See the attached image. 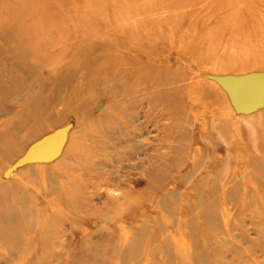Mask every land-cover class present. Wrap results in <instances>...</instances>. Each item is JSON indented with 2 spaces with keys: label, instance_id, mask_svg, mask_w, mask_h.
I'll list each match as a JSON object with an SVG mask.
<instances>
[{
  "label": "rangeland",
  "instance_id": "374dc122",
  "mask_svg": "<svg viewBox=\"0 0 264 264\" xmlns=\"http://www.w3.org/2000/svg\"><path fill=\"white\" fill-rule=\"evenodd\" d=\"M11 29L28 55L0 38V140L55 97L88 108L25 162L72 133L71 167L12 176L24 233L0 236V264H264V99L246 109L206 76L264 74V0H0ZM32 64L65 83L41 93Z\"/></svg>",
  "mask_w": 264,
  "mask_h": 264
},
{
  "label": "bare ground",
  "instance_id": "6f19581e",
  "mask_svg": "<svg viewBox=\"0 0 264 264\" xmlns=\"http://www.w3.org/2000/svg\"><path fill=\"white\" fill-rule=\"evenodd\" d=\"M0 38H1V41L5 45L10 46V47L16 46L15 50L21 51L20 58H26V55H28L27 53L28 51L25 46H22V45L17 46L15 44L12 38V29L9 32L8 31L0 32ZM81 61H78L76 58L74 60V66L84 65L86 67L90 64L97 63L96 58H89L86 62H83L82 64L80 63ZM28 72L32 73L37 78L38 80L37 85L38 87L40 86L41 93L44 92L45 86H51L53 89L56 90L57 87L61 88L62 84L65 83V82L58 80L55 77H51V76H47L43 74L41 72L40 67L34 64L29 65ZM74 72L75 70L69 71L68 83H72L73 81L75 82L78 80L76 77H74ZM246 75L243 76L244 79H236L235 76H231L228 74L225 77H221L216 74H209V73L206 74V76L211 78L212 80L218 79V78L221 79L220 81L222 84L221 83L219 84L217 82H215V84L220 86L221 89H223V92H225L226 94L230 95L228 91L226 90V88H229L232 91L233 97H235V91L240 92L245 97V99L248 101L247 106H246V109H247L253 104L259 106L261 99H264L262 97L264 96V74L259 75V76L256 75L255 78H250L249 76L251 75H249L248 77ZM118 78L122 79V76H119ZM251 79H254L255 82H258L259 83L258 86L257 85L255 86L253 82H251L252 81ZM260 81H261V84H260ZM80 83H81L80 85L83 87L84 79H80ZM78 90L79 88L76 86L75 92H77ZM44 101L46 100L44 99ZM87 101L88 99L86 98L81 99L79 96H74L67 103L68 106H66V108L68 110L62 111V112H59L55 109V106H57V103L59 102V100H57L56 97L51 99L50 101L47 100L46 102H42L41 105L47 109L46 112H47V115H49L50 120H47L44 123L39 122V126L35 130H33L32 128L26 129L25 122L21 120V122H19V126H15L13 129L14 137H11L12 139H7L6 142L0 140V208H1L0 209V230H1L0 236L5 235L7 238L9 237L21 238L23 237V233H24L23 223L25 220V214H24L23 206H25L26 198L23 196L16 198L15 194L16 192H18L17 189L20 188V184L15 185L14 184L15 182H13L12 180L13 179L12 176L14 174H19V172H24V171H29V170H38V168H41L43 173H46L48 175L47 173L48 170L46 169V167H49V166H50L49 171L53 172L54 174H61L67 168L71 167L72 161L74 160L73 158H75L74 154L76 155L78 154L79 146L81 143V138L74 137L72 133L69 136L68 142L64 144V146L62 147L60 151V156L55 161L50 160L49 163H39V164L35 163L31 165L25 164V162H27L28 159L39 157L40 156L39 154H41L42 151H45L47 150V148L49 149L51 147L49 145L51 144L53 146L57 145L56 141L58 139L56 140V138L58 136L55 134L59 132L60 129L64 128L68 124L72 125L73 127L75 125L74 118L72 119L70 117L68 119L67 116L78 115L79 107H80V110L82 109L84 111L86 108H88ZM231 102L229 99V103L234 113H237L239 115H244L242 110L235 108V106L232 105L233 103L231 104ZM2 112H4L5 114V110H2ZM76 142H79V143H76ZM116 185L118 186L119 183L116 182L115 186ZM9 189L10 191L7 192ZM16 204L19 206V208L17 210H14L12 207ZM3 229H6V230H3ZM18 246H19V243H16L14 249H17Z\"/></svg>",
  "mask_w": 264,
  "mask_h": 264
}]
</instances>
